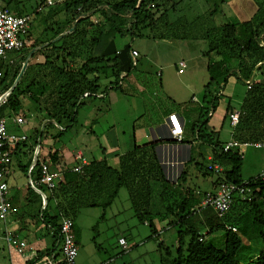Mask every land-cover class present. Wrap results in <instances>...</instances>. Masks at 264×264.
I'll return each mask as SVG.
<instances>
[{"label": "trees", "instance_id": "obj_1", "mask_svg": "<svg viewBox=\"0 0 264 264\" xmlns=\"http://www.w3.org/2000/svg\"><path fill=\"white\" fill-rule=\"evenodd\" d=\"M0 1L13 14L29 18L27 43L21 51L26 56L36 50L30 60L37 56L43 58L41 63L27 65L11 95L0 106V117L9 118L18 113L27 99L26 108L38 119L40 126L44 120H51L62 127L53 136L58 139L77 121L78 110L87 100H97L98 95L104 96L108 90H123V81L136 71L140 62L131 54L135 40L200 41L203 45L201 54L217 58L206 68L209 81L205 92L210 93L215 84L217 89L212 90L214 94L209 106L198 112V119L191 127L195 139L204 142L210 112L216 111L228 78L235 76L246 86V92L239 106L238 123L232 127L233 139L241 143H264V0H251L255 12L249 19L239 23L224 20L221 25L214 23L216 10L212 11L213 14L198 15L193 20L172 18L178 4L174 0H56L51 6H47L46 0H34L32 14L25 13L22 5L19 6L20 0ZM55 4H60L61 10L48 13L42 20L41 33L34 37L31 31L34 16L43 12L44 7ZM24 60L25 57L17 70L5 71L4 84L15 81ZM233 62H236L234 68L231 67ZM1 65L2 62L0 69ZM103 80L105 84H102ZM95 108L98 116L108 109V105L102 101ZM231 112L233 108L228 103L223 122L229 123ZM203 117L206 118L201 121ZM51 127L55 129L52 124L45 129ZM38 135L39 130H33L27 137L28 142L36 144ZM211 144L212 162L223 168L221 174L215 175L216 188L222 183H232L249 190L245 197L235 194L230 209L221 217L212 208L201 206L199 217L194 210L199 199H195L191 189L184 194L182 189L177 193L168 188L172 183L165 179L153 144L135 147L121 155L117 169L108 166L103 153L99 159L83 165L79 172L67 169L58 150L39 159L33 178L38 177L40 162H48L61 173L58 187L47 191L44 211L39 209L33 214L55 237L50 251L59 247L56 237L62 218H71L74 223L80 209L108 207L119 189L124 187L134 217L151 227L153 236L158 232L149 212L151 195L153 190L161 192L167 216H174L168 226L180 228L177 255L171 264H264V181L259 175L244 180L241 175L242 154L223 153L222 144ZM21 145L25 146V143L13 147L11 155ZM17 166L25 176L28 165L17 160ZM3 180L6 182L5 176ZM28 194L32 196L33 205L38 203L40 206V197L29 186ZM229 228H235V231ZM202 229L207 232L202 233ZM218 232L221 234L217 238L223 240L222 247L216 246L217 238L208 239V235ZM253 242L257 243L254 249Z\"/></svg>", "mask_w": 264, "mask_h": 264}, {"label": "rangeland", "instance_id": "obj_2", "mask_svg": "<svg viewBox=\"0 0 264 264\" xmlns=\"http://www.w3.org/2000/svg\"><path fill=\"white\" fill-rule=\"evenodd\" d=\"M19 3L25 9L26 14H32L34 10V0H20ZM1 2V1H0ZM56 2V0H54ZM178 2L176 6L175 14L172 18H185L188 20H193L196 16L204 14H211L212 11L216 10V15L214 16L215 24H223L224 20L230 22L239 23L244 20L249 19L255 12V5L251 0H174ZM13 6L10 5V9ZM61 10L60 4H55L52 7H44L43 12L34 16L32 24V35L34 37L39 36L41 33L42 20L47 17V14L53 11L59 12ZM213 14V13H212ZM62 16L60 12L59 17ZM203 43V42H202ZM133 47L136 48L140 53L141 60L149 62L145 65L146 70L150 72V76L153 83L149 86V89L145 91V97L149 101L153 99L161 100L163 98L162 93L165 91L172 90V87H176L178 80L184 79L186 77L191 83L200 88L197 96L202 99L203 88L202 86L208 79V73L204 69L203 64L210 60V57H205L201 54V49L203 45L200 41H160L152 40L148 38L137 39L133 42ZM26 59L27 55L23 51H10L7 54V59L2 61L1 70L13 72L17 70L19 63L22 58ZM214 57V56H212ZM215 58V57H214ZM200 59V68L194 69L192 66L197 64ZM184 61L186 64L185 73L183 75L177 74V64L180 61ZM35 61V62H34ZM43 58L41 56L35 57L33 60H29V63H41ZM1 63V62H0ZM154 66H156L154 68ZM236 62L231 63V67L234 68ZM22 64L20 65V69ZM162 71L163 77L161 81L166 78L164 91L159 87V77H157L154 72ZM204 74V77L201 76ZM165 77V78H164ZM256 77H260L256 75ZM185 79V80H186ZM105 84L106 81H101ZM167 82V83H166ZM204 82V83H203ZM229 86L233 90V95L231 94V99L227 94L220 96L221 103L227 104L229 102L230 106L233 108H238L243 97V93L246 86L238 81L235 76H230L228 79ZM170 83V84H169ZM9 85V82L7 83ZM229 88V87H226ZM213 89V88H212ZM217 88L215 87V90ZM109 91V90H108ZM166 94V93H165ZM108 99L103 102L106 103ZM92 100L88 101L85 106H82L78 110L77 121L64 132L56 141L57 146H63L68 152L81 151L85 158H96L100 154L98 150V141L89 133V124L94 115L89 111V106L92 104ZM28 101L25 99L23 107L19 109L18 112L22 116L28 119L27 125L21 127L22 129L16 127L12 121H8L9 131L15 133L24 132L30 135L32 132L31 125L38 124L37 119L32 121L29 114L26 112ZM98 105V102L93 103V106ZM116 108H121L117 106ZM190 109L197 108L196 105H190ZM217 108L214 117L211 119V124L216 127L214 132V140L218 139L219 142L225 141L229 138L231 127L228 121L223 122L222 110ZM93 117V118H92ZM98 118V117H97ZM206 117L201 118V121ZM32 121V122H31ZM105 123L103 117L97 119L96 123ZM58 129H55L53 133H56ZM59 131V130H58ZM185 136L191 138V123H188L185 129ZM54 140V139H53ZM52 140V141H53ZM203 149H210L209 146H201ZM91 155V152H93ZM96 151V152H95ZM242 170L241 175L244 180L255 177L261 174L264 170V148L256 149L252 146L243 148L242 152ZM197 162L202 165V158L198 157ZM13 165L17 168V158H13ZM186 172L188 173V178L183 184L185 187L189 188H207L210 186L209 181L215 179L216 177L207 176L203 179L198 173V170L194 162H190L187 166ZM20 181L26 184V177L20 174ZM170 190H174L177 193L180 192L179 186L170 184L168 186ZM161 192L153 190L151 195V205L150 213L152 218L153 227L158 231L157 236H153L152 228L146 226L143 222H139L133 215V211L130 207V202L128 198L127 191L124 187H121L118 194L112 204L108 207H98L96 209H84L79 210L75 217L76 229L80 239V246L77 257V264L80 262L83 264H171V261L176 257L177 249V232L180 228L176 226H168V223L173 215H168L165 212L166 204L161 202ZM166 214V215H165ZM160 216L164 218L161 219ZM75 232V229H74ZM202 233H206V229H202ZM221 233H213L208 235V239H216ZM123 236L126 240L129 250L127 252H122V248L118 245V238ZM188 240V238H186ZM214 239V240H215ZM186 240V241H187ZM162 242V244H160ZM254 243V244H253ZM252 243L253 249L256 246V242ZM216 246L222 247L223 240L217 238ZM56 246V250H57ZM0 260L4 264H23V260L19 255L12 254V257L8 256L7 249L0 250ZM95 256L94 258H92ZM98 258V259H97ZM108 258L112 260L109 262ZM51 260L48 256H43L39 264L49 263ZM60 261V255L56 257L55 261H51L49 264H57ZM45 262V263H44Z\"/></svg>", "mask_w": 264, "mask_h": 264}, {"label": "crops", "instance_id": "obj_3", "mask_svg": "<svg viewBox=\"0 0 264 264\" xmlns=\"http://www.w3.org/2000/svg\"><path fill=\"white\" fill-rule=\"evenodd\" d=\"M160 41H172V40H160ZM134 51L138 53V58L140 59L139 51L134 48ZM217 58L210 57V60L203 64L204 69L206 70L208 64L211 61H216ZM35 62V61H34ZM32 62V63H34ZM183 62L184 61H180ZM177 64V74L183 75L185 73V68L183 69L182 73L178 72L179 63ZM146 61L141 60V63L138 64L136 71L125 81L122 83V91L121 90H109L106 91L103 95H98L99 99L92 100V104L89 106V111L91 114L94 115V119L91 120L89 126V133L98 141V150H100V154L94 158H85L84 154L81 151L76 152H68L63 146H57V139L53 140V136L57 134L53 133L55 130L54 128L45 129V127L49 124H52L51 120H44V130L43 133L39 130V123L32 124L31 128L33 130H39V135L37 136L40 139V146H39V153L35 155L34 153V144L32 145L30 142L21 145L17 150L14 151L12 154L11 164L5 171V180L8 184L9 189V196L13 205L17 208V213L14 215L13 219V226H9V228L13 230L14 234H16L19 239L25 244L27 252L29 250H34L36 255L32 257L30 253H25L24 256H21L14 252L13 250L8 249V245L3 238V230L4 227H0V250L7 249L8 256L12 257V254L19 255L20 258L23 260V264H26L30 261H34L33 264H39L43 256H48L51 261H55L56 257L59 255V247L56 250L50 251L54 242L55 237L53 236L52 232H49L46 227L43 225L42 221L39 218L34 217V215L39 211H44L45 207L43 208V201L39 194L35 193L40 197V206L37 205L38 203L33 205V200H31L32 196L28 194V173H33V168H36L37 162L39 159L46 158L50 153L58 150L62 153V156L65 161V165L67 169L72 170L73 167L82 164L84 161L88 165L91 160L99 159L101 154L103 153L107 164L109 167L117 169L119 165V157L123 154L129 153L133 151L135 147H141L147 144H153L154 150L156 152L157 159L163 173L165 175V179L172 184L178 185L182 191L185 192L187 189H191L195 199H199V204L197 207H194V210L198 212L199 217H201V211H199L201 199L199 194L208 192V191H215L216 190V179L217 177L212 173L209 174L207 171V165L212 162L213 160V150L212 144L213 142H218L220 144H224L231 139H233L232 135V126L229 134V138L225 141L219 142L218 139L214 140V132L213 129L216 130L211 122L212 118L215 115V112H210L209 120L206 125L205 131V139L204 142L201 140L195 139V135L192 134L191 138L185 136V129L188 123H191V127L194 122L198 119V112L200 110L205 111V108L209 106V100L211 96L214 94L213 89L215 90L216 84L213 86V89H210V93L205 92V86L209 81L204 77V74L201 73V76L205 78L206 81L203 88V97L200 99L197 94L200 91V88L195 86L189 80L184 79L178 80V84L176 87H172V90L165 91L162 93L163 98L161 100H156L151 98L152 100L149 101L145 97V91L149 89L151 83H153L150 76V72L146 70L145 65H148ZM156 66H154L155 68ZM194 69L200 68V59L197 64L192 66ZM156 69V68H155ZM207 71V70H206ZM154 74L159 77V87L162 91H164V84L166 81L161 78L163 77V72L158 70L155 71ZM186 79V80H185ZM229 79V78H228ZM167 83V82H166ZM170 84V83H169ZM221 84V80L219 81ZM229 87V88H226ZM246 89L244 91L245 95ZM166 93V94H165ZM227 94L228 97L231 99V94L233 95V90L229 86V82L227 80V84L223 90H221V96ZM201 95V92L199 93ZM243 95V97H244ZM242 97V100H243ZM107 100L108 109L103 113L96 116V108L93 106L96 101L98 105ZM240 102V105L242 103ZM91 101V100H90ZM229 103V102H228ZM227 103V104H228ZM227 104L221 103V100L218 103L217 108L222 110L223 117L225 113V108ZM102 105V104H101ZM100 105V106H101ZM121 108H116L120 106ZM190 105H196L197 108L190 109ZM97 106V105H96ZM216 108V109H217ZM26 112L30 114V111L27 110ZM233 111H239L238 108L233 107ZM21 116L20 112L16 114H11L10 120L13 122V117ZM171 116H175L178 121L180 122V127L182 129V137L183 141L178 143L174 141L170 135V127H171ZM103 117L105 123L102 125L99 124L100 122L96 123L97 119ZM93 118V117H92ZM212 119V120H211ZM35 118H32V121ZM31 121V122H32ZM38 121V119H37ZM223 121V119H222ZM230 123V121H229ZM53 125V124H52ZM16 126V125H15ZM18 127V126H16ZM22 129L21 127H18ZM11 133H15L10 131ZM192 133V132H191ZM18 134V133H15ZM19 134H25L21 132ZM18 134V135H19ZM27 135V134H26ZM28 136V135H27ZM37 138V139H38ZM53 140V141H52ZM209 146L210 149L206 150L203 149L201 146ZM96 152V151H95ZM93 152H91L92 155ZM81 155V159H77V156ZM16 157L22 164H27V171L25 173L26 177V184L20 181V174H22L19 166L17 168L13 165V158ZM202 158V165L197 162V158ZM194 162L198 173L202 176L203 179H206L208 176H215L216 178L209 181L210 186L207 188H189L183 186L185 181L188 178V173L186 172L187 166L190 162ZM264 171V170H263ZM184 172V177L183 176ZM182 174V176H181ZM24 176V175H23ZM30 187V186H29ZM31 188V187H30ZM46 191V189H43ZM199 193V194H198ZM31 201V203H30ZM98 208V207H96ZM90 208V209H96ZM193 209V208H192ZM84 210V209H80ZM86 210V209H85ZM34 214V215H33ZM74 229H75V236L78 249L80 246V239L76 229V224L74 220ZM157 231V230H156ZM158 232V231H157ZM120 238L125 239L123 236ZM126 241V240H125ZM118 243V242H117ZM119 245V243H118ZM121 248L122 246L119 245ZM51 252L49 253L48 252ZM122 250H124L122 248ZM128 250V249H127ZM79 251V250H78ZM79 255V254H78ZM93 256L92 258H94ZM2 257L0 256V259ZM31 258V259H29ZM98 259V258H97ZM112 259L108 258L110 262ZM50 261V262H51ZM61 261V257H60ZM60 261L57 263L59 264ZM49 262V263H50ZM45 263V262H44ZM46 262V264H49ZM0 264H4L2 260H0ZM12 264V262H11ZM83 264V263H79ZM103 264V263H100Z\"/></svg>", "mask_w": 264, "mask_h": 264}, {"label": "built area", "instance_id": "obj_4", "mask_svg": "<svg viewBox=\"0 0 264 264\" xmlns=\"http://www.w3.org/2000/svg\"><path fill=\"white\" fill-rule=\"evenodd\" d=\"M54 3V0H46L47 6H51ZM39 10L40 9H38V11ZM29 26L28 17L13 14L0 2V62L7 59V54L10 51H21L24 48L27 43L26 37L29 31ZM131 54L134 58H138V53L136 51L133 50ZM184 68L185 64L180 62L178 72L182 73ZM3 78L4 72L0 69V106L6 102L15 87L13 86L14 82L9 86L7 83L4 84ZM247 88L249 89L250 86L248 85ZM84 96L87 95L85 94ZM29 117L33 118V115L31 114ZM228 118L230 125L235 127L239 120V111L231 112ZM170 119V135L174 141L181 143L183 141V137L180 122L175 116H171ZM8 121H10V117H0V227L5 228L2 234L9 250H13L21 256H24L25 253H30L32 257H34L36 255L35 251L29 250L27 252L25 244L16 234H14L12 228H9V226L14 225L13 217L17 213V208L11 202L9 189L6 182H4L3 177L12 160V148L19 144L26 143L28 136L26 134L18 135L11 133L8 129ZM13 122L16 126L23 127L27 125L28 119L21 115L19 117H13ZM52 124L55 129H58L59 131L62 130V127L56 122L52 121ZM44 127V123H42L39 128L40 132H43ZM39 146L40 139L38 138L36 144H34L35 155L39 153ZM249 146L256 149H262L264 148V143H241L235 139H231L230 141L222 144L221 151L223 153L238 152L242 154L243 148ZM77 159H81V155H78ZM84 164H86L85 161L82 164L73 167L72 170L74 172H79ZM34 170L35 167L33 168V171ZM38 171L39 174L36 178L32 177V173H28V184L35 193L41 196L44 208L47 203V191L58 187V183L61 181V173L54 169L48 162H40L38 165ZM207 171L213 173L214 175H219L222 173L223 168L218 163H210L207 165ZM259 177L264 181V171L259 174ZM43 189H46V191ZM248 193L249 190L244 186H237L232 183H222L215 191H208L201 194L203 198L201 199L200 206L203 208H212L218 216L221 217L230 209L233 196L235 194L245 197ZM59 227V234L56 238L59 240V255L61 257L60 262L62 264H77L78 245L73 230L74 223L72 219L62 218ZM229 229L235 231V228ZM118 243L124 250L129 249L125 239L120 238Z\"/></svg>", "mask_w": 264, "mask_h": 264}, {"label": "water", "instance_id": "obj_5", "mask_svg": "<svg viewBox=\"0 0 264 264\" xmlns=\"http://www.w3.org/2000/svg\"><path fill=\"white\" fill-rule=\"evenodd\" d=\"M35 51H36V50H32V51H30L29 54L27 55L26 59L23 61V63H22V67H21L20 72H19V74L17 75V77H16V79H15V81H14V83H13V84H14L13 86H15V85L19 82L21 76H22L23 73L25 72V69H26V67H27V65H28L29 60L31 59V56L34 54Z\"/></svg>", "mask_w": 264, "mask_h": 264}]
</instances>
